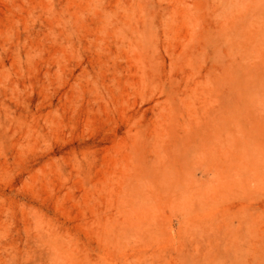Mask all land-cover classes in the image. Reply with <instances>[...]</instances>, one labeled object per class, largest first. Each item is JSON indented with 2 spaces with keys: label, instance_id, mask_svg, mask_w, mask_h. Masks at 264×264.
Returning a JSON list of instances; mask_svg holds the SVG:
<instances>
[{
  "label": "rangeland",
  "instance_id": "obj_1",
  "mask_svg": "<svg viewBox=\"0 0 264 264\" xmlns=\"http://www.w3.org/2000/svg\"><path fill=\"white\" fill-rule=\"evenodd\" d=\"M0 264H264V0H0Z\"/></svg>",
  "mask_w": 264,
  "mask_h": 264
}]
</instances>
